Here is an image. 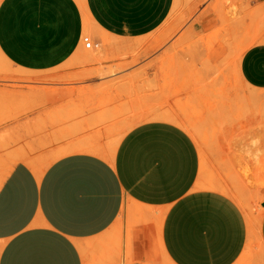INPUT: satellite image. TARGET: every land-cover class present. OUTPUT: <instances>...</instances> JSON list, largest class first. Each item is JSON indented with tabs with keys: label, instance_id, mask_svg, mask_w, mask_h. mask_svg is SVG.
Wrapping results in <instances>:
<instances>
[{
	"label": "crops",
	"instance_id": "0c3cea01",
	"mask_svg": "<svg viewBox=\"0 0 264 264\" xmlns=\"http://www.w3.org/2000/svg\"><path fill=\"white\" fill-rule=\"evenodd\" d=\"M188 49L206 138L186 92L128 127L134 53L183 89ZM0 55V264H264V0H0Z\"/></svg>",
	"mask_w": 264,
	"mask_h": 264
},
{
	"label": "rangeland",
	"instance_id": "374dc122",
	"mask_svg": "<svg viewBox=\"0 0 264 264\" xmlns=\"http://www.w3.org/2000/svg\"><path fill=\"white\" fill-rule=\"evenodd\" d=\"M79 1L82 3V0ZM85 34L91 37L96 44L97 41L94 39L92 34L90 33H85ZM90 52H92V50H90ZM134 54H136V56L134 61L132 62V65L130 66L138 69L133 72L132 76L128 77V81L131 80L129 83H136L138 87L122 88L120 89V93H119L123 96H128L130 98L133 97L138 101L137 107L135 106L133 107L132 110L131 109L128 110V116L132 117V119L128 121V127H132L134 125L156 119L154 113H157L158 110H160L161 108H165L166 110L167 109L166 105L171 106L168 104L159 103L160 101L161 102L163 101V98L172 100L174 98H178V96L181 93L186 92L188 100L185 105L178 104L176 106V109H174V107L171 106V111L173 113L170 115L173 117V119H170V121L178 125H181L185 129H187L192 134L193 137H196L197 134L199 141L202 140L203 138H206L207 135H205V133L207 132L209 133L211 127V121L207 119L209 118V109H207L208 114L205 119H201V113L203 112L202 109L205 106L209 107V105H201L195 103V101L198 100L199 97L201 96H211L214 92V88H212L211 86L212 73L210 71V62L208 61L203 63L201 60H199L196 64L195 63L196 58L194 57L193 50L189 51L187 68L190 70L184 73L186 75V79H185L186 81L184 83L186 84V87H184L183 89L178 88V83H179L178 76L180 74L178 71L177 72L171 71V72L162 73L165 75L166 86L165 88L161 89L156 86V83L151 84L150 87L147 86L148 78L146 71V60H147L146 53L144 51L143 52L141 51L138 53L135 52ZM148 92H150L151 95L150 105H148L147 103ZM249 95L264 96V94H259V93H250ZM153 96L155 97V101H153ZM197 115L199 116L198 121L195 119V116ZM263 125H264V116H262L261 126ZM255 193L256 192H253L251 190L252 200H250V205L251 208L253 207L255 208V212L259 213L263 211V208H262L261 200L257 196H255ZM247 197L248 196L246 195L245 198ZM248 218L250 220L252 227H255L257 223L260 222L259 215L253 216V214L250 215L248 214Z\"/></svg>",
	"mask_w": 264,
	"mask_h": 264
},
{
	"label": "built area",
	"instance_id": "2783aa9c",
	"mask_svg": "<svg viewBox=\"0 0 264 264\" xmlns=\"http://www.w3.org/2000/svg\"><path fill=\"white\" fill-rule=\"evenodd\" d=\"M83 44H84V47H85L86 49H93V48L96 47L95 42L92 40L91 37H89V36H87V35H85V36L83 37Z\"/></svg>",
	"mask_w": 264,
	"mask_h": 264
},
{
	"label": "bare ground",
	"instance_id": "6f19581e",
	"mask_svg": "<svg viewBox=\"0 0 264 264\" xmlns=\"http://www.w3.org/2000/svg\"><path fill=\"white\" fill-rule=\"evenodd\" d=\"M139 49H140V48H139ZM139 49H138V50H139ZM138 52H139V51H138ZM132 54H133V53H132ZM123 64H124V63H123ZM119 65H120V64H119ZM129 66H130V65H129ZM121 67H122V66H121ZM143 67H144V66H143ZM119 79H120V78H119ZM127 81H128V80H127ZM132 82H133V81H132Z\"/></svg>",
	"mask_w": 264,
	"mask_h": 264
}]
</instances>
